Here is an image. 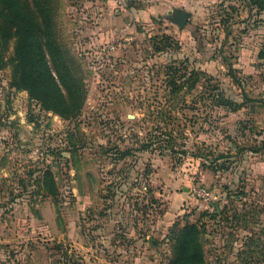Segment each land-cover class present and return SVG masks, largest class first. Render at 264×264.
<instances>
[{"label":"rangeland","instance_id":"1","mask_svg":"<svg viewBox=\"0 0 264 264\" xmlns=\"http://www.w3.org/2000/svg\"><path fill=\"white\" fill-rule=\"evenodd\" d=\"M58 2L86 98L62 119L0 68V264H168L185 223L205 225L203 264H264V12L194 0L183 29L165 10L102 38L92 14L107 0ZM163 36L172 48L157 52ZM168 66L204 79L172 95ZM218 92L240 109L216 106ZM47 169L55 197L37 184Z\"/></svg>","mask_w":264,"mask_h":264},{"label":"trees","instance_id":"2","mask_svg":"<svg viewBox=\"0 0 264 264\" xmlns=\"http://www.w3.org/2000/svg\"><path fill=\"white\" fill-rule=\"evenodd\" d=\"M240 1L247 9L264 12V0ZM58 6V0H0V68H10L11 87L25 91L41 110L62 119H73L83 107L86 91L78 64L59 38ZM228 34L226 31V36ZM159 42L161 44L154 45L157 52L172 48L173 40L169 36H163ZM11 43V56L5 60L4 55L9 52ZM258 57L264 58V50ZM167 70L166 84L172 95L182 90L191 91L204 79V73L200 72L190 73L192 78H186L185 74L178 76L177 69L172 66ZM213 89L219 91L218 88ZM212 99L218 107L230 108L231 111L240 109L239 104L225 98L222 92L213 94ZM244 99L247 98L244 96ZM166 149L175 153L173 139ZM252 152L257 150L252 149ZM213 162L215 160L210 161ZM37 184L55 197V177L48 169ZM203 226L185 223L183 226L175 224L170 229L172 247L168 264H203L200 242ZM249 240L253 242L254 239Z\"/></svg>","mask_w":264,"mask_h":264},{"label":"crops","instance_id":"3","mask_svg":"<svg viewBox=\"0 0 264 264\" xmlns=\"http://www.w3.org/2000/svg\"><path fill=\"white\" fill-rule=\"evenodd\" d=\"M190 1L193 2L194 0H128L127 7L124 10L117 8L112 2L108 1L106 7L94 8L92 17L98 18V27L95 29L102 32L99 36L102 35V38H107L110 33L118 34V31H114L112 25H115L117 30L123 28L124 32L128 31L130 33L135 31L136 23L151 24L152 18L156 17L158 12L163 13L166 10L167 14L169 10L174 8L184 10L183 6ZM107 5H109L108 8Z\"/></svg>","mask_w":264,"mask_h":264},{"label":"water","instance_id":"4","mask_svg":"<svg viewBox=\"0 0 264 264\" xmlns=\"http://www.w3.org/2000/svg\"><path fill=\"white\" fill-rule=\"evenodd\" d=\"M167 16L174 24L178 26L179 29H183L188 23L190 13L174 8L167 12Z\"/></svg>","mask_w":264,"mask_h":264},{"label":"built area","instance_id":"5","mask_svg":"<svg viewBox=\"0 0 264 264\" xmlns=\"http://www.w3.org/2000/svg\"><path fill=\"white\" fill-rule=\"evenodd\" d=\"M107 1L112 2L117 8L122 10L126 9L128 4V0H107ZM194 192L205 202L211 200L210 193L204 188H198Z\"/></svg>","mask_w":264,"mask_h":264}]
</instances>
